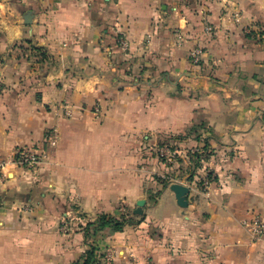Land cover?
I'll return each instance as SVG.
<instances>
[{"label": "crops", "instance_id": "obj_1", "mask_svg": "<svg viewBox=\"0 0 264 264\" xmlns=\"http://www.w3.org/2000/svg\"><path fill=\"white\" fill-rule=\"evenodd\" d=\"M51 128L40 166L0 180V264H72L90 244L102 264H264L245 226L264 222V0H0V158ZM140 199L121 231L77 226Z\"/></svg>", "mask_w": 264, "mask_h": 264}, {"label": "built area", "instance_id": "obj_2", "mask_svg": "<svg viewBox=\"0 0 264 264\" xmlns=\"http://www.w3.org/2000/svg\"><path fill=\"white\" fill-rule=\"evenodd\" d=\"M236 15H239L238 12H236ZM207 29L209 31L213 30L212 26H208ZM246 32L252 33V30L247 27ZM179 39H183L182 36H180ZM117 41L124 50L129 49V41L125 36L119 34L117 36ZM203 53L204 52L202 48L198 46L194 47L190 51L191 63L193 65H199L203 58ZM60 109L62 112L61 114L68 118L72 117L74 113V107L69 104H63ZM93 111L96 113L100 111L99 104L94 105ZM59 140L60 134L58 129L51 128L46 132L43 142L35 144L33 146H16L9 158H0V180L4 178L5 169L10 165H14L16 167L24 168L27 170H36L47 156V146L49 145L52 147H57L59 144ZM157 151V155L160 159L168 161L176 156L178 150L173 148L170 142L165 141L162 142ZM120 211L122 214L128 213L127 208L124 205L120 207ZM78 218L81 221V225L79 226V228L84 230L85 223L82 222L85 218L83 216H78ZM245 226L249 229L254 239H258L264 235V222L260 216H254L250 220H246ZM60 231L64 233H70L72 231V218L65 217L63 219L60 224ZM110 258V255H105V262L109 263Z\"/></svg>", "mask_w": 264, "mask_h": 264}, {"label": "trees", "instance_id": "obj_3", "mask_svg": "<svg viewBox=\"0 0 264 264\" xmlns=\"http://www.w3.org/2000/svg\"><path fill=\"white\" fill-rule=\"evenodd\" d=\"M35 49L40 53V56H42L41 59L46 58L45 56H47V53L45 51H43L39 47ZM180 137L183 136L180 135ZM197 137H199V135H197ZM158 180L163 184V186H168L171 183L169 176H167L166 178H158ZM79 215L82 216L83 214ZM136 217L137 216L131 211L128 213L120 214V216L109 213H101L94 220H87L84 225L85 235L87 239H90L98 233L102 232L106 227H110L116 231H121L126 226L136 224L141 221V219H137ZM99 256L100 255L97 252V247L93 244H90V247L85 253L84 257L73 262L72 264H102Z\"/></svg>", "mask_w": 264, "mask_h": 264}, {"label": "water", "instance_id": "obj_4", "mask_svg": "<svg viewBox=\"0 0 264 264\" xmlns=\"http://www.w3.org/2000/svg\"><path fill=\"white\" fill-rule=\"evenodd\" d=\"M170 188L175 192L177 203L181 207L188 206V194L190 193V188L186 184L174 182L171 184ZM146 204L145 199H140L137 202L138 207L134 209V214L143 215L144 214V206Z\"/></svg>", "mask_w": 264, "mask_h": 264}, {"label": "rangeland", "instance_id": "obj_5", "mask_svg": "<svg viewBox=\"0 0 264 264\" xmlns=\"http://www.w3.org/2000/svg\"><path fill=\"white\" fill-rule=\"evenodd\" d=\"M157 152H158V151H157ZM76 218L79 219L78 216H77ZM72 222H73V220H72ZM80 222H81V221H80ZM80 222L77 224V226H80V225H81ZM72 225H73V223H72Z\"/></svg>", "mask_w": 264, "mask_h": 264}]
</instances>
